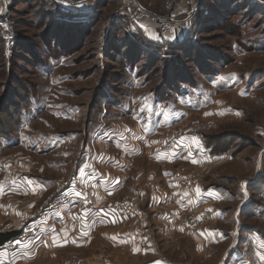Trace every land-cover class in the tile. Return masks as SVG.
<instances>
[{"label":"rangeland","instance_id":"rangeland-1","mask_svg":"<svg viewBox=\"0 0 264 264\" xmlns=\"http://www.w3.org/2000/svg\"><path fill=\"white\" fill-rule=\"evenodd\" d=\"M125 1L0 0V177L24 171L63 180L75 171L92 134L121 120L122 108L104 110V96L151 89L186 98L181 124L166 137L182 126H197L216 151L233 155L209 170L181 165L189 172L181 181L187 189L194 192L200 180L218 181L217 175L264 178V0H190L176 18L178 26L164 36L148 19L132 23ZM138 1L157 15L167 11L168 0ZM145 22L151 25L145 33L161 44L152 47L157 55L138 52L148 46L136 43L143 37L133 32ZM170 80L174 86L165 84ZM146 189L155 186L139 183L137 204L144 203ZM189 211L179 217V226L190 234L182 224ZM202 214L201 228L208 221ZM8 218L1 220L18 222L17 216ZM222 248L197 253L190 239L176 235L157 244L160 256L184 264H216ZM71 254L54 264L111 260L113 248L100 238L90 250Z\"/></svg>","mask_w":264,"mask_h":264},{"label":"crops","instance_id":"crops-1","mask_svg":"<svg viewBox=\"0 0 264 264\" xmlns=\"http://www.w3.org/2000/svg\"><path fill=\"white\" fill-rule=\"evenodd\" d=\"M124 11L129 12L128 8ZM143 26L151 25L145 22ZM176 92L165 101L151 89L137 96H129L125 90L105 95L104 110L110 105L122 108L121 120L108 121L92 134L83 152L94 149L95 160L82 167L81 154L74 173L63 180L24 171L16 177H0V217L17 216L14 223L30 222L32 209L60 186L72 191V176L77 171L86 176L85 186L97 195L93 211H81L71 203L39 221L37 235L23 241L19 250L0 252V264H54L74 256L71 253L90 250L100 238L113 248V259L85 264H184L157 252L159 238L175 235L190 239L197 253L222 246L216 264H264V178L260 174L259 180L237 181L217 175L218 181L206 185L200 180L190 192L181 183L189 173L181 165L209 170L233 160V155L212 153L191 136L183 137L175 148H161L166 133L182 119L181 102L186 98ZM145 180L155 189L144 190V203L135 204L130 213L110 210L112 197L135 193ZM197 205L208 221L197 232L185 233L179 217ZM150 256L154 257L145 261ZM135 257L143 261H128Z\"/></svg>","mask_w":264,"mask_h":264},{"label":"built area","instance_id":"built-area-1","mask_svg":"<svg viewBox=\"0 0 264 264\" xmlns=\"http://www.w3.org/2000/svg\"><path fill=\"white\" fill-rule=\"evenodd\" d=\"M189 2L190 0H168L167 11L163 15H157L153 10L139 4L138 0H126L123 8H128V11L130 10L131 13L129 20L132 23H138L148 19L157 24L160 30V35L164 36L178 26L179 21H177L176 18L184 11L183 9L187 7ZM181 121L182 119L175 124H181ZM208 127H210V125ZM203 134L204 132L200 128H197V126H182L170 136L165 137L161 143V148H175L184 136L192 135L201 139ZM82 155L83 161L81 165L82 167H88V165L95 160L96 151L94 149H88L84 151ZM85 177L86 176L83 173L77 171V173L72 176V191L66 192V186H60L31 213L32 219L30 222H28V219L19 223L3 222L0 218V233L16 232V235L13 238L0 245V252L6 249L10 251L19 250L23 241L31 239L37 235L39 231V221L47 218L53 212L66 207L71 203H76L81 211H93L96 207L97 195L94 191L85 186ZM188 189L190 192H193L192 186L188 185ZM77 193H80V195H76ZM138 198L139 197L134 193L116 196L109 201V208L116 213H130L134 208V205L137 204L136 200ZM201 208L202 207L199 205L194 206L182 221L185 229L189 230L191 233L197 232L204 221ZM61 264H81V261L78 259H69Z\"/></svg>","mask_w":264,"mask_h":264},{"label":"trees","instance_id":"trees-1","mask_svg":"<svg viewBox=\"0 0 264 264\" xmlns=\"http://www.w3.org/2000/svg\"><path fill=\"white\" fill-rule=\"evenodd\" d=\"M135 30H136V32H133V34L136 35V36L138 35L140 37H143V39L139 40V42H136L134 39L132 41L138 43L139 45L148 46V48H145V49H142V48L138 49V47H137L138 52L142 53V51L144 52V50H147L149 53H152V54L155 53L157 55L158 53L155 51V49H153V48H156L157 45H159V46L161 45L160 43H158L157 39H156L157 42L155 40L150 39L148 37V35L145 33V30L143 31L139 27H135ZM158 52H162V51H158ZM166 58H169V57H166ZM155 59H157V58L155 57ZM166 61H168V59H166ZM126 66H128V65H126ZM175 81L178 82V80H175ZM170 82H171V80L167 81L165 84L169 83V84H171L170 86H174L175 85V82L174 83L173 82L170 83ZM182 82H184V81H179V83L183 84ZM154 92L158 96V98L161 99V100L165 101V100H169L171 98L170 93H164V92H161L160 90H154ZM204 138H206V136L203 137V140H204ZM204 144H205V146L207 148L210 149V151L212 153H224V152H227L226 150H228V149L221 150V151L219 150L220 152L216 151V149L214 148L215 146H213V144H211V143L209 144L207 142V139L204 140ZM15 235H16V232L0 233V244L5 242V241H7V240H9V239H11V238H13Z\"/></svg>","mask_w":264,"mask_h":264},{"label":"snow or ice","instance_id":"snow-or-ice-1","mask_svg":"<svg viewBox=\"0 0 264 264\" xmlns=\"http://www.w3.org/2000/svg\"><path fill=\"white\" fill-rule=\"evenodd\" d=\"M141 27H145L146 30V26L141 25ZM221 79H224L223 77H221ZM193 143H198V141H196L195 139L193 140ZM197 192H199V189H197ZM76 195H80V193H77ZM262 259H264V257H262Z\"/></svg>","mask_w":264,"mask_h":264},{"label":"water","instance_id":"water-1","mask_svg":"<svg viewBox=\"0 0 264 264\" xmlns=\"http://www.w3.org/2000/svg\"><path fill=\"white\" fill-rule=\"evenodd\" d=\"M68 1H70V0H68ZM7 2H8V0H7Z\"/></svg>","mask_w":264,"mask_h":264},{"label":"bare ground","instance_id":"bare-ground-1","mask_svg":"<svg viewBox=\"0 0 264 264\" xmlns=\"http://www.w3.org/2000/svg\"><path fill=\"white\" fill-rule=\"evenodd\" d=\"M6 1V0H5Z\"/></svg>","mask_w":264,"mask_h":264}]
</instances>
